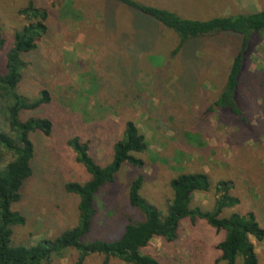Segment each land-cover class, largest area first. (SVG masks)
I'll list each match as a JSON object with an SVG mask.
<instances>
[{"label": "rangeland", "instance_id": "rangeland-1", "mask_svg": "<svg viewBox=\"0 0 264 264\" xmlns=\"http://www.w3.org/2000/svg\"><path fill=\"white\" fill-rule=\"evenodd\" d=\"M28 1L0 0V33L5 39L0 73L14 32L26 24L18 11ZM136 1L200 20L264 10V0ZM33 2L48 10V31L34 51L22 56L25 68L17 92L31 100L46 89L51 103L24 111L20 118H48L53 131L49 136H31L33 174L21 188L20 201L12 206L26 223L13 228V245L53 238L75 224L78 199L63 187L68 182L83 183L89 175L66 141L73 136L91 140L92 155L105 165L126 120L134 121L145 136L146 150L136 155L143 166L123 165L115 181L97 194L88 241L114 239L127 221L142 219L128 203L132 179L141 176V196L164 210L171 197L169 181L180 173H204L210 180V191L195 193L192 207L209 210L215 185L230 181V194L239 203L222 216L251 212L264 229V33L252 40L245 60L237 92L241 117H236L216 107L206 111L225 83L235 37L199 38L172 55L177 38L171 31L112 0ZM122 66L127 67V78H135L131 85L135 100L118 79L113 80ZM186 131L191 139H186ZM222 238L223 233L205 221L186 219L176 242L154 239L144 251L155 254L161 264H224L216 249ZM251 242L257 264H264V239L251 238ZM76 257L70 249L50 264H74ZM84 264L104 263L102 257L90 256ZM107 264L123 263L111 259ZM236 264H241L240 259Z\"/></svg>", "mask_w": 264, "mask_h": 264}, {"label": "trees", "instance_id": "trees-1", "mask_svg": "<svg viewBox=\"0 0 264 264\" xmlns=\"http://www.w3.org/2000/svg\"><path fill=\"white\" fill-rule=\"evenodd\" d=\"M112 1L141 14L151 20L152 25L158 24L171 31L177 38V46L172 55L183 50L192 40L220 34L235 37L237 44L225 83L213 106L206 111L213 112L216 107L241 117L237 101L239 79L254 45L252 40L261 38L264 33V10L200 20L181 17L171 10L136 0ZM18 15L26 24L14 32L12 45L5 54L4 72L0 73V264H50L70 249L77 253L74 264H84L90 256L102 257L104 264L111 259H117L123 264H161L155 254L144 250L154 239H160L164 243L176 242L180 237L181 223L186 219L192 222L203 220L216 232L223 233L222 240L216 245L220 253L219 261L236 264L237 259H240L241 264H257L251 238L261 242L264 239V229L255 215L251 212H235L227 217L222 216L224 210L239 203L230 194V181L223 180L215 185L214 203L209 210L191 206L195 193H208L211 189L210 180L204 173H180L172 178L169 181L171 197L164 210L157 209L141 196L143 179L141 176L135 177L129 182L127 198L130 207L136 209L142 219L127 221L114 239L87 240L96 215L97 194L115 181L123 165L137 168L143 166V161L136 155L142 154L147 144L145 136L132 120L124 122L122 136L113 143L111 159L105 165L98 164L92 155L91 140L73 136L66 141L75 161L89 175V179L83 183L68 182L63 187L66 193L78 199L75 224L53 238L41 239L32 245L12 244L13 228L26 223L25 217L13 211L12 206L20 201L21 188L33 174L35 146L31 136L36 133L49 136L53 131V123L48 118H20L24 111L49 105L51 97L48 90L42 89L31 100L17 92L25 68L22 56L34 51L47 34L49 12L29 0L18 11ZM4 46L5 39L0 33V50ZM126 68L122 66L121 71L114 73L113 80L118 79L123 86L121 88H126L132 96L131 100L133 97L135 100L136 89L131 87L135 78H127ZM184 133L186 139H191V134L187 131Z\"/></svg>", "mask_w": 264, "mask_h": 264}]
</instances>
